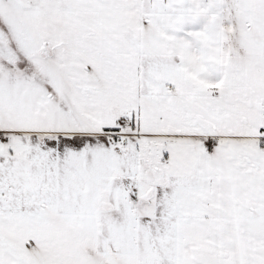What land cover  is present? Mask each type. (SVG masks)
<instances>
[{
    "label": "snow or ice",
    "instance_id": "obj_1",
    "mask_svg": "<svg viewBox=\"0 0 264 264\" xmlns=\"http://www.w3.org/2000/svg\"><path fill=\"white\" fill-rule=\"evenodd\" d=\"M0 264H264V0H0Z\"/></svg>",
    "mask_w": 264,
    "mask_h": 264
}]
</instances>
